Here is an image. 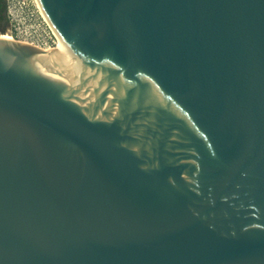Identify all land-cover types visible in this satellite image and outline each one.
<instances>
[{"label": "water", "instance_id": "water-1", "mask_svg": "<svg viewBox=\"0 0 264 264\" xmlns=\"http://www.w3.org/2000/svg\"><path fill=\"white\" fill-rule=\"evenodd\" d=\"M69 57L0 38V264H264V0H38Z\"/></svg>", "mask_w": 264, "mask_h": 264}, {"label": "built area", "instance_id": "built-area-1", "mask_svg": "<svg viewBox=\"0 0 264 264\" xmlns=\"http://www.w3.org/2000/svg\"><path fill=\"white\" fill-rule=\"evenodd\" d=\"M6 6V34L11 40L27 43L45 51L59 46L60 39L37 0H6Z\"/></svg>", "mask_w": 264, "mask_h": 264}, {"label": "bare ground", "instance_id": "bare-ground-1", "mask_svg": "<svg viewBox=\"0 0 264 264\" xmlns=\"http://www.w3.org/2000/svg\"><path fill=\"white\" fill-rule=\"evenodd\" d=\"M37 3L39 4L38 0ZM40 6V4H39ZM41 8V7H40ZM42 10V9H41ZM43 12V11H42ZM44 14V13H43ZM7 40H11V37L6 34ZM57 51L56 55H59L62 53L64 57H69L71 54L69 53L68 49L66 46L60 41L59 46L55 49Z\"/></svg>", "mask_w": 264, "mask_h": 264}, {"label": "trees", "instance_id": "trees-1", "mask_svg": "<svg viewBox=\"0 0 264 264\" xmlns=\"http://www.w3.org/2000/svg\"><path fill=\"white\" fill-rule=\"evenodd\" d=\"M3 7H4V12L6 13V3L4 1L3 3ZM0 21L3 23V27H2V30L5 31L7 29V26H8V22H7V18H6V15L4 16H1L0 15Z\"/></svg>", "mask_w": 264, "mask_h": 264}, {"label": "flooded vegetation", "instance_id": "flooded-vegetation-1", "mask_svg": "<svg viewBox=\"0 0 264 264\" xmlns=\"http://www.w3.org/2000/svg\"><path fill=\"white\" fill-rule=\"evenodd\" d=\"M4 1L6 3V0H0V15L1 16L6 15V18H7V7H6V13L4 12V7H3ZM0 25H1V27H3V23L1 21H0Z\"/></svg>", "mask_w": 264, "mask_h": 264}, {"label": "rangeland", "instance_id": "rangeland-1", "mask_svg": "<svg viewBox=\"0 0 264 264\" xmlns=\"http://www.w3.org/2000/svg\"><path fill=\"white\" fill-rule=\"evenodd\" d=\"M0 38H1V39H5V40H7V37H6V30L3 31L1 25H0Z\"/></svg>", "mask_w": 264, "mask_h": 264}]
</instances>
